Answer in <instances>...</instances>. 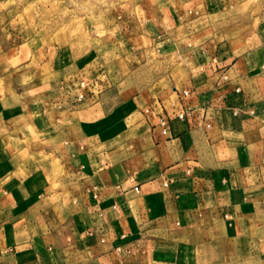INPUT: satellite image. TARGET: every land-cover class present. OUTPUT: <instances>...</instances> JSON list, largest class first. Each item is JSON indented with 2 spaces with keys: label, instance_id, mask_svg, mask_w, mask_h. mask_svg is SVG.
Segmentation results:
<instances>
[{
  "label": "crops",
  "instance_id": "0c3cea01",
  "mask_svg": "<svg viewBox=\"0 0 264 264\" xmlns=\"http://www.w3.org/2000/svg\"><path fill=\"white\" fill-rule=\"evenodd\" d=\"M146 6L141 37L165 36L184 17L168 5L161 4L168 13L156 4L151 14ZM218 6L214 0L209 12ZM261 17L251 35L215 33L194 46L195 67L182 88L165 81L136 89L130 104L146 134L130 147H108L78 119L77 107L103 103L105 92L90 86L80 99L73 85L81 78L47 60L32 69L33 56L21 46L13 55L1 51L0 264L264 259ZM25 75L35 77L36 95L20 89ZM52 75L56 80L42 83ZM59 81L63 89L45 95ZM184 108L194 113L181 121ZM161 116L170 121L167 135Z\"/></svg>",
  "mask_w": 264,
  "mask_h": 264
},
{
  "label": "rangeland",
  "instance_id": "374dc122",
  "mask_svg": "<svg viewBox=\"0 0 264 264\" xmlns=\"http://www.w3.org/2000/svg\"><path fill=\"white\" fill-rule=\"evenodd\" d=\"M213 1L0 0V52L7 50L13 55L21 46L33 56L36 65L32 64V69L47 60L55 63V70L69 71L65 75L88 79L93 93H106L105 101L77 107L78 119L87 131L100 133L108 147H130L146 134L144 117L130 104L136 89L165 81L182 88L195 67L194 46L215 33L226 40L251 35L264 13V0H218L219 6L210 13ZM156 4L163 13H168V8L164 10L168 5L184 17L170 25L165 36L161 33L155 40L141 37L146 5L150 13ZM33 78L25 75L20 84L28 95L37 94L32 90ZM53 80L54 75L42 83ZM60 81L45 95L62 90ZM34 156H26V161ZM48 159L45 156L43 162ZM220 264H264V259L222 260Z\"/></svg>",
  "mask_w": 264,
  "mask_h": 264
},
{
  "label": "built area",
  "instance_id": "2783aa9c",
  "mask_svg": "<svg viewBox=\"0 0 264 264\" xmlns=\"http://www.w3.org/2000/svg\"><path fill=\"white\" fill-rule=\"evenodd\" d=\"M89 85H90V83H89L88 79H82L76 85H73L76 88H78L80 99L85 97V93L81 92V90L86 91L87 89L90 88ZM237 90L239 91V89H237ZM183 94L188 95L189 92L187 90H185L183 92ZM193 113H194V110L192 108H184L182 111H180L178 113L177 119H179L181 121L187 120L190 116L193 115ZM158 125L160 126V130H161V133L163 135L169 134L171 126H170V121L166 117L161 116L159 118ZM206 126L209 127L210 123H207ZM118 251H121V248H118Z\"/></svg>",
  "mask_w": 264,
  "mask_h": 264
}]
</instances>
